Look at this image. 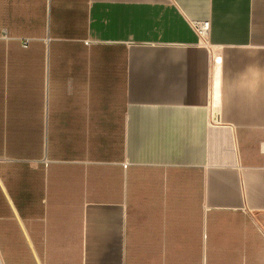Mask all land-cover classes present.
<instances>
[{"label": "crops", "instance_id": "1", "mask_svg": "<svg viewBox=\"0 0 264 264\" xmlns=\"http://www.w3.org/2000/svg\"><path fill=\"white\" fill-rule=\"evenodd\" d=\"M0 264H264V0H0Z\"/></svg>", "mask_w": 264, "mask_h": 264}, {"label": "built area", "instance_id": "2", "mask_svg": "<svg viewBox=\"0 0 264 264\" xmlns=\"http://www.w3.org/2000/svg\"><path fill=\"white\" fill-rule=\"evenodd\" d=\"M193 28L196 30L200 38H206L209 32L210 23L206 22H192ZM30 40L26 39L24 41V46L27 47L29 45Z\"/></svg>", "mask_w": 264, "mask_h": 264}]
</instances>
